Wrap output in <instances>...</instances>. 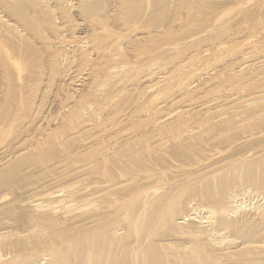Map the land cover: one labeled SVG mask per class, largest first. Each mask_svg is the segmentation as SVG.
I'll return each instance as SVG.
<instances>
[{
  "label": "bare ground",
  "instance_id": "obj_1",
  "mask_svg": "<svg viewBox=\"0 0 264 264\" xmlns=\"http://www.w3.org/2000/svg\"><path fill=\"white\" fill-rule=\"evenodd\" d=\"M40 254L264 264V0H0V264Z\"/></svg>",
  "mask_w": 264,
  "mask_h": 264
},
{
  "label": "rangeland",
  "instance_id": "obj_2",
  "mask_svg": "<svg viewBox=\"0 0 264 264\" xmlns=\"http://www.w3.org/2000/svg\"><path fill=\"white\" fill-rule=\"evenodd\" d=\"M8 199H4L3 201H7ZM39 256V258H38V260H37V263L38 264H42V263H44L45 262V258H47L44 254H40V255H38ZM44 259V260H43Z\"/></svg>",
  "mask_w": 264,
  "mask_h": 264
}]
</instances>
